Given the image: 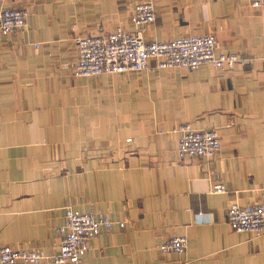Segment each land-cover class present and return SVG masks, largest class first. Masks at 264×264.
<instances>
[{
    "label": "crops",
    "instance_id": "crops-1",
    "mask_svg": "<svg viewBox=\"0 0 264 264\" xmlns=\"http://www.w3.org/2000/svg\"><path fill=\"white\" fill-rule=\"evenodd\" d=\"M252 1L0 0L27 12L0 37V249L54 255L65 209L92 208L115 225L83 264H264V236L226 221L231 205H264V25ZM139 2L155 10L147 41L210 34L242 64L76 79L73 38L135 33ZM181 124L216 130L218 154L179 161ZM177 237L185 251L162 255Z\"/></svg>",
    "mask_w": 264,
    "mask_h": 264
},
{
    "label": "built area",
    "instance_id": "built-area-1",
    "mask_svg": "<svg viewBox=\"0 0 264 264\" xmlns=\"http://www.w3.org/2000/svg\"><path fill=\"white\" fill-rule=\"evenodd\" d=\"M253 8L260 12L264 25V0H254ZM25 10L0 9V37L8 36L26 27ZM155 21V10L150 2L135 4L131 22L137 28L135 33L117 27L105 36H75L73 38L77 58L72 65L75 78L88 79L99 76L122 75L150 70L187 69L196 71L202 65L216 70L228 71L236 64H242L235 54L217 53L213 35H199L178 38L167 42L147 41L144 34ZM151 62L155 65L152 67ZM178 142L176 156L179 161L186 158L215 157L221 147L218 132L214 129L197 130L190 124L177 127ZM129 142V140H128ZM221 184L212 188L215 194L224 193ZM226 221L235 233H253L264 236V205L229 206ZM115 223L104 213L92 208L80 212L65 209L62 226L56 233L59 245L54 255L47 256L40 249H17L4 246L0 249V264H41L50 260L53 264H83L89 251L90 241L99 236L101 229L109 233ZM123 228V223H117ZM187 247L185 238L177 237L162 242V255L182 254Z\"/></svg>",
    "mask_w": 264,
    "mask_h": 264
},
{
    "label": "rangeland",
    "instance_id": "rangeland-1",
    "mask_svg": "<svg viewBox=\"0 0 264 264\" xmlns=\"http://www.w3.org/2000/svg\"><path fill=\"white\" fill-rule=\"evenodd\" d=\"M76 79H78V78H76ZM82 80H85V79H82Z\"/></svg>",
    "mask_w": 264,
    "mask_h": 264
}]
</instances>
